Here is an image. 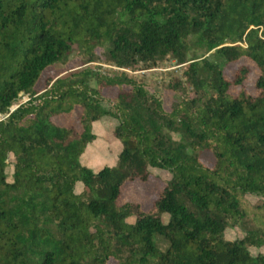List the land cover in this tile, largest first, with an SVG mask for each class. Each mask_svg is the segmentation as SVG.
Segmentation results:
<instances>
[{"label":"trees","instance_id":"16d2710c","mask_svg":"<svg viewBox=\"0 0 264 264\" xmlns=\"http://www.w3.org/2000/svg\"><path fill=\"white\" fill-rule=\"evenodd\" d=\"M74 51L131 69L170 55L186 64L180 97L167 110L91 67L36 90ZM76 110L78 127L56 121ZM103 115L121 148L93 170L81 158ZM152 168L170 177L151 206L117 203ZM251 247L264 248V0H0V264H264Z\"/></svg>","mask_w":264,"mask_h":264},{"label":"rangeland","instance_id":"374dc122","mask_svg":"<svg viewBox=\"0 0 264 264\" xmlns=\"http://www.w3.org/2000/svg\"><path fill=\"white\" fill-rule=\"evenodd\" d=\"M83 58H81L76 51H74L68 59V62L65 64H56L55 66L47 69L38 85L36 90L41 89L44 83L50 79H54L69 70L72 69H81L83 67H91L100 72L106 73H123L130 77H133L139 81H141L147 89L154 93L155 95L162 98L164 108L169 110L172 108L176 99L180 97V95L174 91L171 87L175 82V79H182L181 75L185 68L186 64H179L176 59L171 57L170 55L165 56L164 58L157 60L153 64L143 66L142 64L138 68H125L127 70H120L115 68V65L109 64L102 60H95L91 62H85ZM244 64V61H240L238 63L229 64L225 70V75L232 79L235 75L236 69ZM117 67V66H116ZM257 76V71L253 67L251 74L244 81V86L247 90L254 92L253 82ZM94 85V81H92ZM232 92H235L233 88H231ZM115 94V89H111L107 92L108 96H113ZM29 98L27 95H21L19 98V102L25 101ZM79 115V110H76L70 117H62L56 119L59 124L64 126L74 125L78 127L77 117ZM116 120L107 115H103L96 123H95V132L96 139L90 143L88 148L84 151L82 155V162H84L88 167L93 170H97L103 166H112L116 162L117 154L121 148L120 141L113 136L112 127L115 125ZM174 138H178L177 135H173ZM202 160L211 165L213 163V157L208 152H203L201 156ZM9 172V169H7ZM152 175L146 182L140 181H130L126 182L122 186V195L118 199L117 203L125 202V201H134L138 202L143 209H148L153 200L157 197L158 192L163 187L164 179H169L170 175L167 170L164 168H152ZM251 202H255L258 198L254 196L248 197ZM129 222H133V219H129ZM244 235V230L241 227H229L225 231V238L228 240H233L235 238L242 237ZM161 247H165L164 243L160 244ZM250 253L255 255L258 252H264V248H254L251 247ZM108 264H116L114 260H110Z\"/></svg>","mask_w":264,"mask_h":264},{"label":"built area","instance_id":"2783aa9c","mask_svg":"<svg viewBox=\"0 0 264 264\" xmlns=\"http://www.w3.org/2000/svg\"><path fill=\"white\" fill-rule=\"evenodd\" d=\"M115 68H117V69H119V68H120V70H121V69H122V70H127V69H125V68L116 67V66H115Z\"/></svg>","mask_w":264,"mask_h":264},{"label":"crops","instance_id":"0c3cea01","mask_svg":"<svg viewBox=\"0 0 264 264\" xmlns=\"http://www.w3.org/2000/svg\"><path fill=\"white\" fill-rule=\"evenodd\" d=\"M96 123V122H95ZM95 123H94V129H95Z\"/></svg>","mask_w":264,"mask_h":264}]
</instances>
